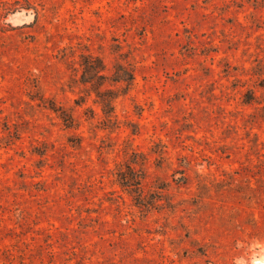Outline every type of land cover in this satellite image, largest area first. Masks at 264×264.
<instances>
[{"label":"rangeland","instance_id":"obj_1","mask_svg":"<svg viewBox=\"0 0 264 264\" xmlns=\"http://www.w3.org/2000/svg\"><path fill=\"white\" fill-rule=\"evenodd\" d=\"M0 264H264V0H0Z\"/></svg>","mask_w":264,"mask_h":264},{"label":"trees","instance_id":"obj_2","mask_svg":"<svg viewBox=\"0 0 264 264\" xmlns=\"http://www.w3.org/2000/svg\"><path fill=\"white\" fill-rule=\"evenodd\" d=\"M81 65L83 66V72L81 75V82L84 84H90L101 106V110L104 113L106 119L112 120L116 116L115 99L121 93H126L132 86L135 79V70L131 63L127 61H116L113 64L112 69L106 73L105 70H109L107 63L104 59L98 55L87 54L82 55ZM109 80L111 86L102 87L106 80ZM125 84V86L119 84ZM122 87V89H121ZM65 123L69 126L74 124V114L61 115ZM143 175H132L129 178L122 177L121 184L128 190L136 192V198L145 207H151L153 203L145 205L141 199H144L143 185L141 179ZM185 179L187 177H184Z\"/></svg>","mask_w":264,"mask_h":264}]
</instances>
